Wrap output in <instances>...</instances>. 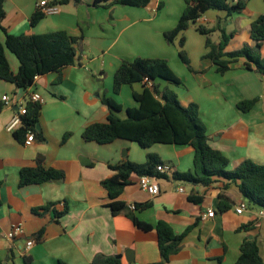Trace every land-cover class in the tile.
Returning a JSON list of instances; mask_svg holds the SVG:
<instances>
[{
    "label": "crops",
    "instance_id": "1",
    "mask_svg": "<svg viewBox=\"0 0 264 264\" xmlns=\"http://www.w3.org/2000/svg\"><path fill=\"white\" fill-rule=\"evenodd\" d=\"M41 0H6V17L0 29V42L6 32L20 36L66 31L77 38V61L60 71L40 75L28 88L0 79V264H91L97 254L115 256L122 264H237L242 245L256 240L264 264L263 208L251 205L241 195L237 184L215 177L209 187L177 181L174 172L194 168L195 150L187 144H155L142 148L138 143L118 139L109 144L87 142L84 129L106 122L110 110L104 95L123 107L116 114L125 119L127 108L136 107L134 92L143 84L124 85L114 93V76L123 62L136 58L166 59L181 85H170L183 106L196 103L207 128L210 146L229 159L228 170L243 161L264 164V75L248 69L245 59L220 74L206 58V39L197 37L195 26L186 30L171 46L164 33L176 27L187 0H151L146 7L112 5L95 0L60 6L57 14L46 15L36 26L30 24ZM51 1V0H49ZM237 0H234L236 2ZM264 14V0H247L243 13L231 16L224 10H209L198 25L220 26L232 37L225 52L244 45H254L250 27ZM6 30V32L4 31ZM200 34V33H199ZM201 35V34H200ZM220 42V31L212 34ZM185 38L191 69L178 57V41ZM205 40V41H204ZM264 57V43L261 48ZM14 74L20 62L6 49ZM34 93L43 103L38 117L35 140L25 144L6 126L21 106L27 107ZM9 97V103L3 101ZM256 99L247 112L238 108L244 100ZM33 103V102H32ZM69 135L63 141L65 135ZM148 154L163 162L164 177L154 178L160 187L156 196L139 186V176L132 174L130 183L117 199L128 206L149 204L132 213L153 226L139 229L125 211L114 214L112 202L102 182L113 176L110 166L124 160L144 163ZM44 167L64 173V178L21 186V171ZM182 187L183 192L178 189ZM199 199L198 201L192 198ZM229 203L222 211L220 203ZM244 202L247 209L236 213ZM213 209L215 216L202 219ZM62 214V215H58ZM168 224L176 235H184L179 250L168 259L162 257L155 226ZM15 225L24 233L7 237ZM35 243L27 247L28 240Z\"/></svg>",
    "mask_w": 264,
    "mask_h": 264
},
{
    "label": "trees",
    "instance_id": "2",
    "mask_svg": "<svg viewBox=\"0 0 264 264\" xmlns=\"http://www.w3.org/2000/svg\"><path fill=\"white\" fill-rule=\"evenodd\" d=\"M6 0H0V29L6 17ZM80 4L82 0H51L52 5L63 6L69 3ZM101 2H108L107 6L121 5L131 7H146L151 0H95L93 5L99 6ZM247 0H187L185 10L175 28L164 33L166 40L173 43L191 26L206 36L208 53L206 58L217 66L220 74L229 71L232 65L240 59H245L248 69L255 68L264 75V57L261 48L264 43V14L256 18L250 27L251 38L254 45H244L242 48L225 52L232 33H228L219 25L209 28L198 25V19L209 10H224L231 16L234 13H243L246 10ZM46 15L39 9L31 16L30 24L36 26ZM6 32V30L4 29ZM220 31L219 43L213 42L211 35ZM77 38L70 36L66 31H55L42 35L24 34L11 35L6 32L5 43L0 42V79L13 83L19 88H28L34 84L35 77L49 72L60 71L66 66L77 61L75 44ZM180 57L182 62L191 69L190 59L185 46V38H180ZM6 49L14 53L20 62L19 71L14 74L6 57ZM149 79V83L145 79ZM170 85H181L182 81L174 73L166 59L136 58L132 62H123L114 76V93L120 94L124 85L143 84L142 92H134L137 102L136 107L127 108V117L120 118L116 112L123 109L122 105L112 97L103 96V103L109 108L110 114L106 122L94 123L87 126L83 139L87 142L109 144L118 139L138 143L142 148H149L155 144H187L195 150L194 168L188 172H174L177 181L190 182L195 185L209 187L215 177H222L237 184L241 195L249 204L264 208V164H256L251 160L243 161L234 170H228L229 159L220 151L213 149L209 143L207 128L200 116L199 106L191 103L183 106L175 90L166 86L161 88V82ZM256 99L244 100L238 108L244 112L249 111L256 103ZM42 104L29 102L27 114L23 118V126L14 132L20 140L22 134L36 130L38 117ZM70 134L65 135L63 141ZM163 167V162L157 155L148 154L144 163H135L129 160L110 168L115 174L102 182L108 191L112 202L108 207L114 214L125 211L131 217L136 227L150 231L153 226L140 221L128 206L117 199L122 194L124 187L130 183L132 174L139 177L147 175L152 178L164 177L165 174L158 170ZM64 178V173L54 169L36 167L26 168L21 171L20 185L38 184ZM198 201L197 198H192ZM149 207V204H137V210ZM219 208L224 211L230 208L229 203H220ZM62 215V214H58ZM155 229L159 236V249L163 258L168 259L180 248L184 235H176L173 229L164 222H159ZM218 259L217 264H221ZM237 264H263L256 240L247 241L241 247ZM91 264H122L115 256L97 254Z\"/></svg>",
    "mask_w": 264,
    "mask_h": 264
},
{
    "label": "built area",
    "instance_id": "3",
    "mask_svg": "<svg viewBox=\"0 0 264 264\" xmlns=\"http://www.w3.org/2000/svg\"><path fill=\"white\" fill-rule=\"evenodd\" d=\"M38 9L45 15H50V14H57L60 11V6L58 5H52L50 3L49 0H41L38 4ZM38 76L35 77V80ZM145 81L147 83H149V86H151V82L149 81V79H145ZM3 101H5L7 104L9 103V97L8 96H3ZM31 102L34 103H43V100L40 96V94L38 93H34L31 96L30 99ZM27 114V107L25 105L21 106L19 112H17L12 120L9 122V124L6 126V129L8 131H15L18 127H22L23 126V118L24 116ZM26 141L25 144H31L34 140H35V132L32 130H28L26 133ZM158 170H160L161 172H164L165 169L162 166L158 167ZM139 186L142 190L148 192L150 195L152 196H156L159 194L160 192V187L158 185V183L156 182V180L150 176L144 175L141 176L139 178ZM179 192H183L184 189L182 187H180L178 189ZM129 209L131 211H136V204H131L129 206ZM247 209V204L244 202H241L237 208H236V213L238 214H242L243 212H245ZM215 211L213 209L208 210V212L204 213L202 215V219L205 220L207 218H212L215 216ZM262 214H264V208H263V212ZM24 233V229L22 225H15L12 230L8 233L7 237L10 239H13L14 237L18 236V235H22ZM35 243L34 239L28 240L27 242V247L30 248L31 246H33V244Z\"/></svg>",
    "mask_w": 264,
    "mask_h": 264
},
{
    "label": "rangeland",
    "instance_id": "4",
    "mask_svg": "<svg viewBox=\"0 0 264 264\" xmlns=\"http://www.w3.org/2000/svg\"><path fill=\"white\" fill-rule=\"evenodd\" d=\"M220 34H221V33H220ZM195 36H196V37L194 38V42H195V47L197 48L198 40H197L196 38L199 37V38H202V39H203V38L206 39V36H205V35H202V34L200 35L199 33H196ZM211 36H212L214 39L217 38V35H214V36L211 35ZM212 37H211V38H212ZM176 40H177V39H176ZM204 41H205V40H204ZM179 42H180V39H179L178 44H177V45H178V48H180ZM171 46H175V44L172 43ZM180 50H181V49H180ZM180 50H179V51H180ZM178 57H179L180 60H181L180 54H178ZM184 65H185V64H184Z\"/></svg>",
    "mask_w": 264,
    "mask_h": 264
}]
</instances>
